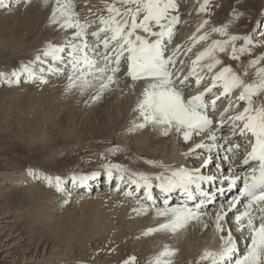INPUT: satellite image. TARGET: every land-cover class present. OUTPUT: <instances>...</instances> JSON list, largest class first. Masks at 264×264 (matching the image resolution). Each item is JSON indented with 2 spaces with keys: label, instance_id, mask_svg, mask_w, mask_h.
<instances>
[{
  "label": "rangeland",
  "instance_id": "1",
  "mask_svg": "<svg viewBox=\"0 0 264 264\" xmlns=\"http://www.w3.org/2000/svg\"><path fill=\"white\" fill-rule=\"evenodd\" d=\"M46 1V6L42 9L47 10L48 14L45 13L38 21L36 19L35 24L29 22L32 8L30 11L27 8L23 10L20 5H13L11 1L4 3L7 7L0 6V214L7 213L4 220L13 221L7 227L13 226L12 228L16 229L15 233L19 235L17 240L23 236V247L31 246L32 252L40 254L43 264H124L131 256L136 257L135 264H154L164 246L172 243L174 234L191 232V223L194 221L178 233L161 230L145 235L148 229L158 228L168 218L157 216L155 211L150 214L134 212L128 198L125 201L109 194L87 199L85 202L77 198L64 203L65 199L59 198L62 192L57 191L54 182L57 176L71 179L72 173L89 175L94 171L103 170L104 167V170H107L108 165L112 164L122 166L127 179L133 174L145 175L147 171L156 169L155 165L149 163V153L144 154L145 152L137 150L130 141L137 122L142 120L137 108L140 96L134 97L137 96L136 93L133 94L134 91L125 86L127 83L124 82L128 81L129 77H123L124 81L119 79L122 68L116 74L117 81L105 89L100 99L95 101L92 97L97 94L98 85L84 91L79 88L69 90L67 75L70 73L62 76L61 78H66L60 82L58 80L61 78L52 80L50 77L49 80L48 77L45 79H48L47 83L36 79L28 84L25 80L27 73H24L19 83L7 85V78L22 70L24 64L31 65L34 71H41L42 75L43 70L39 68L40 61L35 59L36 56L40 55L49 43L61 44V34L69 39L71 37L67 33L71 29H65V34L61 32L58 36V26L51 23L55 0ZM207 4L209 6L207 5L206 9V20L212 23L214 28L226 26L228 31V36L216 33V38L213 37L212 40H225L232 35L239 37L235 41L237 49L246 46L251 51L237 53L242 60H237L241 62L238 68H248L247 79L253 77L255 68L264 67V61L251 66L252 61L264 55V35H261L264 33V0H207ZM244 37H251L252 43L248 44ZM12 40H20L22 46L10 49ZM229 52L231 54L230 47L228 54ZM221 54H218L219 57L225 56L223 58L230 61V54ZM231 60L236 61L232 58ZM122 64L124 65V62L121 66ZM45 76L47 77V74ZM255 77L256 75L252 78L253 81L256 80ZM25 85L27 86L23 88ZM184 90H188V87L185 86ZM214 91L216 90H213L212 94ZM212 94H209V98ZM226 101L227 97H222L219 103L224 104ZM38 112L46 116V122L40 129L35 120ZM227 129L231 130L226 126L224 130L216 133V146L219 145L218 141L228 134ZM211 155V170L223 166L217 172L223 175L222 185H230L224 178L230 167L224 162L229 159L231 165L233 156L229 155L223 161L224 154L214 152ZM23 171L29 175V180L34 176L33 172L36 175L37 171H40L45 177L53 178V185L49 186L40 180L38 183L41 184L37 190L23 179L13 182L12 176ZM112 171L113 174H120L119 169ZM99 177L102 178L103 175ZM100 180L102 179L99 178ZM98 208L106 209V214L112 213L107 214L110 215V222L103 226L99 234L84 243H76V246L67 244L68 238H78L80 229L92 224ZM241 211L238 210L234 217ZM153 236H156L157 241L160 238V246L152 244L154 248L151 245ZM162 245L164 246L161 249ZM12 261L13 259L9 258L4 264H11Z\"/></svg>",
  "mask_w": 264,
  "mask_h": 264
},
{
  "label": "snow or ice",
  "instance_id": "2",
  "mask_svg": "<svg viewBox=\"0 0 264 264\" xmlns=\"http://www.w3.org/2000/svg\"><path fill=\"white\" fill-rule=\"evenodd\" d=\"M207 0L205 7L206 10ZM0 6L4 5V0H0ZM179 5L176 0H119V6L116 2L106 6L108 16H100L101 25L96 31L88 32L91 22L81 23L78 13L75 11L74 0H56V7L51 15V23L58 25L61 29H74L72 37L67 43L55 44L49 43L36 60L40 61L42 57L51 58L61 63L66 62V68L63 71L69 72V90L79 88L81 91L98 85L97 94L92 99L99 100L101 94L112 83L116 82V74L119 72L121 62L128 64L127 75L133 81L148 79L150 82L144 87L142 97L138 100L137 108L144 121L136 127H145L148 123L154 126H164L165 134L171 129L182 131L183 138L189 140L193 133H208L210 141L217 139L215 132L209 131L212 128L213 120L209 115V108L216 109L218 101L222 97H228L236 90L239 95L237 101H246L247 106L242 112L230 117L234 126L242 123L240 128L241 135L251 134L254 138L251 151L244 159L245 165L255 162L256 166L251 167L250 172L246 173L243 179V190L241 196L246 198L247 203L244 210L236 216V220L242 229H247L251 233V247L248 253L235 264H264V104L255 107L253 97L259 96L264 92V67L256 68V82H246L239 73L233 71L231 66H224L219 71H215L217 65L222 61L216 53H227L231 48V58L239 59L237 53L251 51L250 48L242 46L239 49L235 46V41L239 37L232 35L229 39L213 40L212 43L201 51L196 59L192 61V68L189 76H185L180 84L177 85L173 79L174 73L169 71V66L174 64L172 57H165L162 47L165 36L171 38L173 35V25L179 22V16L172 14L178 12ZM207 24L204 21L200 25L203 28ZM155 26V28H154ZM142 29L147 35L137 34V30ZM158 29V30H157ZM199 31V29H198ZM223 36H228L227 27L212 29ZM264 35V33H261ZM149 36L156 37L150 40ZM208 39V34L204 33L194 38L195 42ZM248 44L252 43L251 37H244ZM76 41V42H74ZM191 49H189L190 51ZM66 53V55H65ZM208 60V63L201 65L202 61ZM264 61V55L251 62V66L260 64ZM199 66V71H198ZM57 72L60 68L50 69ZM214 74L208 77L209 86L196 95L185 97L182 89L189 82L190 77H195L197 86L205 82V76L200 72ZM27 73L29 80L37 79L33 68L28 64L22 66V70L16 71L8 77L7 83H19L20 77ZM247 75V72L244 73ZM41 81L47 83L42 76ZM219 91L220 95L207 102L209 94L213 90ZM232 101L229 102L230 111L233 107ZM223 123V114L221 118ZM196 148L211 150V144H197ZM211 158L203 161L207 166ZM153 163V162H149ZM113 169H119V180H125V170L120 165H108V176L112 177ZM35 175V173H32ZM93 175H97L94 173ZM91 177L88 175L72 176L73 184L81 186ZM49 186L53 185V178L46 176ZM215 178L200 174L199 169L190 170L187 167H178L158 173L154 177H149L143 173L133 174L128 180L137 188H146L147 198L152 197V188L158 187L164 193L181 191L186 200L192 201L200 199L197 193H200L204 199H208L209 192L203 191V182L211 183ZM241 179L240 176H234L235 181ZM153 180L157 184H153ZM57 191L65 192V181L57 176L54 178ZM223 191V189H218ZM131 194V193H128ZM68 199L64 203H69L71 193H67ZM201 199V204L204 203ZM240 202L239 198L234 199L231 207L235 208ZM168 204L167 199L164 201ZM147 211V209H143ZM157 216L167 217L165 223H161L158 228H150L145 235L161 231L170 230L175 233L185 228L191 221L200 219L199 205L194 210L187 203L175 207H165L157 209ZM226 213L221 211L216 214V229L223 233V221ZM206 226V225H205ZM223 246L219 250H206L200 256V261H209L210 264H230V258L235 252V243L231 232L222 235ZM177 250L165 247L156 257L154 264H173L171 257L176 255ZM136 257L131 256L124 261V264H135Z\"/></svg>",
  "mask_w": 264,
  "mask_h": 264
},
{
  "label": "bare ground",
  "instance_id": "3",
  "mask_svg": "<svg viewBox=\"0 0 264 264\" xmlns=\"http://www.w3.org/2000/svg\"><path fill=\"white\" fill-rule=\"evenodd\" d=\"M8 1H11L13 5L15 4L20 5L23 8V10L24 8L25 10L26 8L28 10L32 8L31 12L29 13V22L30 21L34 22L36 19L38 21L40 18L44 17L45 13L48 14L47 10L45 11L44 9H42L44 8V6H46V3H45L46 0H21V1L4 0V3L7 4ZM25 1L27 2L26 4L24 3ZM205 1L206 0H203V1L201 0H176V3L179 5V9H178V12H174L172 14L179 16V22L172 26L173 35L171 36V38L167 36L163 38L162 47L164 49V55L166 58L172 57L174 61V64L169 66V71L174 73L173 79L176 81L177 85L180 84V81L183 80L185 76H189V73L192 68V61L196 59V56L201 51H203L205 48H207L212 43L213 41L212 39L213 37H215L216 33L218 34V32L212 31V29H214L215 26L206 20L207 10H202V8L205 7ZM63 2L64 0H62V3ZM113 2H116L117 5L119 6V0H74L75 11L78 13L81 23L91 22L90 23L91 28L90 27L88 28L89 33L96 31L101 26L99 24V17L108 16V12L106 11V6ZM179 3H182V4L180 5ZM52 5H54V3H52ZM52 5L50 7H52ZM207 5H206V9L209 6ZM55 7H56V0H55ZM262 13H264V9L262 10ZM204 21H207V24H205L203 28H200V25L204 23ZM52 29H55V28H52ZM58 29H59L57 33L58 36H59V33L61 34V32L63 33L65 31V29H61L59 26H58ZM262 29H264V23L262 24ZM74 31H75L74 29H71L67 33L71 35L72 37ZM175 32H176V35H175ZM204 33L208 34V39L204 41H199V42L194 41V38ZM137 34L147 35L146 33L143 32L142 29H138ZM60 36L62 40L59 43H67L69 41V38L67 36H64V35L62 36V34ZM149 39L155 40L156 37L149 36ZM9 45H10V49H13V48L17 49V48H20V46H22V43L20 40H12V42ZM189 49L191 50L189 51ZM218 54H221V53H218ZM218 54L216 53L217 57L222 61V64L217 65L214 72L219 71L224 66H231L233 71L239 73L246 82L248 83L256 82V80L254 81L252 80V78L255 75L251 78L249 77V79H251L252 81H249V79H247L248 77L244 75V73L247 72L248 68L244 66L241 67L242 69H239L240 67L238 68V64L241 63L237 61L238 59L235 62H232L231 58L229 61L223 58L225 56L219 57ZM226 54L229 55L230 52L229 54L228 52ZM221 55H223V53ZM122 62H124V65H122L123 67H122V71H121V75L119 79L124 81L123 77H129L130 79L128 81L125 80L124 82V83H127V85L125 86H127V88L130 91L132 92L134 91L133 94L136 93L137 96L133 95L134 97H138V96L142 97L143 89L147 85V83H149L150 81L148 79H141V80L133 81L131 77L127 75V67H128L127 62L126 61H122ZM208 62H209L208 60L202 61L201 65L208 63ZM39 68L43 70L44 76L43 74L41 75V71L39 72L35 71L37 80H39L41 76L44 79L49 77V80H50V77H51L52 80L53 79L56 80L64 76L66 73H70V71L69 72L63 71L66 68V62L61 63L59 61H54L50 57L41 58ZM55 68H60L62 71L57 72L54 70H50V69H55ZM198 71H199V66H198ZM214 72L207 73L206 70L204 72H200L199 73L200 75L205 76V82L199 86H197L195 83L196 78L190 77L189 78L190 84L186 85L188 87V90L183 91L182 89L185 97L188 98L192 95H196L199 92L203 91L206 87H208L210 83V81L208 80V77L212 76ZM45 74H47V77L45 76ZM65 78L66 77H63L59 79L58 81L60 82ZM25 80H27V84L31 81L29 80L28 75H26ZM9 84L11 83H7V85ZM53 84H56V83H53ZM26 86L27 85L23 86V88ZM239 91L240 90H236L235 92H233L231 95L227 97V101L224 104L220 105L219 112H222V113L226 112V106H228L227 109L229 108V101L234 102L233 107L229 113H232L235 116L239 112L243 111V108L247 106V103L246 101L242 102V101L236 100V97L239 95ZM214 92L215 93L212 94L209 98L210 99L208 101L209 103L212 99L216 97V95L220 94L219 91H214ZM82 99L84 98H81V100ZM253 104L255 107H258L261 104H264V92H261L258 97L257 96L253 97ZM219 112L216 113L214 116L210 117L213 120V125L209 131L215 132V135L216 133L224 130L226 126L228 128H231L230 124L226 123L219 129L220 127L219 124H221L220 122L221 120H218ZM139 115H140V112H139ZM35 120L37 121L36 122L37 127H39L40 129L42 127V124L46 122V116L43 113L39 114L38 112V116L36 117ZM142 123H144L143 119L137 122V124H142ZM242 127L243 125L241 123L238 129L240 130V128ZM232 133H233V130H230L228 134L224 137V139H222L221 141H218L219 145L216 146L215 145L216 141L209 140L208 133H193L191 139L185 140L183 138L182 131H177L176 129L173 128L169 130L167 134H165L164 126L162 125L154 126L151 123H148L145 127H136L134 130V134L131 135L132 138L130 141L132 142V145L136 147L137 150L141 151L142 153L145 152L144 154L149 153L150 156L147 154L150 158L149 160L153 162L152 164L155 165L156 167V169L152 167L155 170L152 169V172L147 171L146 172L147 174L145 175L149 177H154L158 173L166 171V170L175 169L178 167H187L190 170L199 169L201 175L214 177L215 178L213 180L214 184H216V187H220L221 179L223 178V175L222 174L220 175L219 172L217 171L219 168L223 166H219L215 170H211L212 168L211 164L209 163L207 166H205L203 164V161L208 159L209 157L212 158L211 154L214 152H217L218 154H221V155L224 154L223 156L224 159L222 158L223 161L225 160V157L232 155L233 161L231 165L229 164V159H228V162H224V164L228 163L230 167V171L233 169L232 170L233 172L234 171L240 172L241 170L246 168V166L242 164V162L244 161L243 155L244 154L248 155V153L250 152L249 146L252 144L254 140V138L251 139L249 135L246 137H242V136H235ZM197 144H211L212 148L210 151L207 149L196 148ZM217 158L218 157H216V159ZM199 160L201 161L200 163H199ZM217 161L218 159L216 160V162ZM104 168L103 170H97L96 172L94 171L90 173L89 175L87 174L88 176L91 177L89 179L91 183H94L95 181L99 182L98 189H97V186L95 187V185H93L94 189L91 194H83L82 192H80L81 190L80 184H73L71 179L63 178V180L65 181V185H64L65 192H62L59 198L65 199V200L68 199L67 193L70 192L71 199L76 200L78 198V200L85 202L87 201V199H91V198L96 199V198H100V197H103L109 194L110 196H113L115 198L122 199L125 201H127V198H128L129 199L128 202L130 203L134 212H145V213L147 212V214L149 212L150 214L151 212L154 213V211L155 213H157L158 208L159 209L165 208V206H162V204H159L154 209L149 208V206H147L144 202L139 201L136 195H134L135 185H134V188H132L133 184H131L127 178H125L124 181L119 180L118 178L120 175L119 173H114L112 177H109L108 169L104 170ZM94 173H97V175H93ZM101 174L103 175L102 178L99 177ZM74 175L80 176V174H74V173L71 174V176H74ZM230 176L232 177V180L229 182H232L235 175L234 173H231ZM28 178H29V175L27 176L26 173L23 171V172L13 175L12 181L15 182V181L23 179V181L25 180L28 183L30 182L31 184L30 187H34L37 190L39 189L40 184H41V183H38V181L41 180L42 183H48L47 180L45 179V175L40 171H37L36 175L30 177L31 180H29ZM99 178L102 180L99 181ZM112 178H113V183L109 185L108 182H110ZM5 179H7V177ZM204 182H208V181H204ZM157 183H158L157 181L153 180L154 185ZM237 183H238V180L235 181V186H233V183H230V185L227 184L228 187H224V188L222 187L223 189L222 192L218 191V188H217V191L214 193L215 195L214 204L210 206H207L205 203L201 204L200 219L194 220V223H191V227H190L191 232L184 233L183 231V232H180L181 234L177 232L178 234L176 235L174 234V237L172 238L173 240L171 239L172 243L170 245L169 243L166 245L164 244L165 246L162 245L161 249L164 246V248L169 247V248L177 250L176 255L171 257L173 264H210L209 261H200L199 259L200 256L206 250H213V251L219 250L223 246V241L221 240L220 237L222 235H227L229 231L231 232L233 241L235 243V252L230 258V261L233 262L232 264H235L237 260L243 258L248 253L251 247V233L249 230L242 229L240 227L239 222L236 220V216L239 214H237L234 217V215L238 212V210L240 211L244 210V205L246 203L242 201V202H239L235 208L231 207L234 199L238 198L236 194ZM225 188H228V189H225ZM128 193H131V194H128ZM158 194H163L161 189L158 190ZM175 194H172V195L174 196ZM155 199L157 200L158 197H156ZM158 201H160V199H158ZM173 201H175L174 198H173ZM177 205L179 204L176 202H173V204H171L168 207H175ZM143 209H147V211H144ZM105 211L107 210L98 208L96 216L93 219L92 224L85 228H81L79 237L78 238H68L66 243L67 244L69 243V245L72 244L76 246L77 245L76 243H78L79 245L80 243L82 242L84 243V241L90 239L92 236L99 234L103 230V226L107 222H110V217H109L110 215H107V214H112V213L107 212L106 214ZM221 211L226 213L225 220L222 222L223 227L225 229L223 233L219 232L215 226L216 225V214ZM131 212L134 213L133 211ZM6 218H7L6 212L0 214V264H4L5 262L8 261L9 258L13 259L11 264H40V263L43 264V261L41 260V257L39 256L40 254L35 253V251L32 252V249L30 248L31 246L28 245L27 248L23 247L25 245V244L22 245V242L24 241L22 240L23 236H21L20 239L18 238V240L16 239V237L19 236L18 233L17 234L15 233L16 229L12 228L13 226L7 227V225L9 223H12L13 221L4 220ZM157 224L159 223L157 222ZM185 232H187V230ZM153 237H154L153 240L151 238L152 240L151 245L158 244L157 247L160 246L159 245L160 244L159 243L160 234H159V237L157 236L159 238L158 240L159 242L156 240V236H153ZM21 247H23V249L20 251ZM153 247L155 248V246Z\"/></svg>",
  "mask_w": 264,
  "mask_h": 264
}]
</instances>
